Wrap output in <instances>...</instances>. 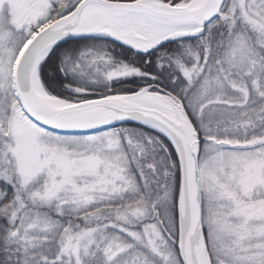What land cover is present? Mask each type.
Segmentation results:
<instances>
[{
    "label": "snow or ice",
    "instance_id": "6c2138e0",
    "mask_svg": "<svg viewBox=\"0 0 264 264\" xmlns=\"http://www.w3.org/2000/svg\"><path fill=\"white\" fill-rule=\"evenodd\" d=\"M0 264H264V0H0Z\"/></svg>",
    "mask_w": 264,
    "mask_h": 264
}]
</instances>
